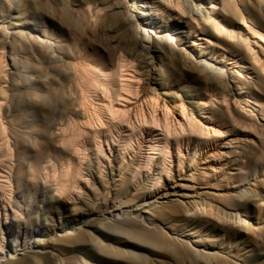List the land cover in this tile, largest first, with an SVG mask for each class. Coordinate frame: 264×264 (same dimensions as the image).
<instances>
[{"label": "rangeland", "instance_id": "obj_1", "mask_svg": "<svg viewBox=\"0 0 264 264\" xmlns=\"http://www.w3.org/2000/svg\"><path fill=\"white\" fill-rule=\"evenodd\" d=\"M153 2L0 0V165L10 176L0 179L10 200L0 205V264H264V87L240 85L250 75L238 60L246 40L264 62V0H162L176 17ZM120 75L131 78V102L165 92L168 108L183 102L202 122L211 112L217 143L239 150L199 157L198 136L172 123L171 139L184 140L183 191L200 193L185 203L161 198L172 179L148 159L178 168L173 141L168 153L144 142L142 116L162 118L161 101L123 107ZM203 101L213 109H199ZM129 120L131 140L119 126ZM102 133L112 167L97 153ZM125 232L150 233L172 252L157 255Z\"/></svg>", "mask_w": 264, "mask_h": 264}, {"label": "bare ground", "instance_id": "obj_2", "mask_svg": "<svg viewBox=\"0 0 264 264\" xmlns=\"http://www.w3.org/2000/svg\"><path fill=\"white\" fill-rule=\"evenodd\" d=\"M156 1V2H155ZM173 1V0H172ZM199 2L203 3L204 0H198ZM261 1V0H260ZM156 6V10L158 12L162 11L164 12V10H162L163 8H161V6H164V8L166 9H170V10H173L174 12V17L176 16H179V13L180 15H183L181 14V12L177 11L176 9H173V4H164L162 2V0H154L153 2ZM224 3V2H223ZM232 4V2H231ZM230 4V5H231ZM178 5V4H177ZM227 6V5H226ZM235 6V5H234ZM180 7V6H179ZM228 7V6H227ZM151 9V8H150ZM223 9V8H222ZM230 9V8H229ZM151 10H154L151 9ZM235 10V9H234ZM176 12V13H175ZM178 12V13H177ZM183 12V11H182ZM185 12V10H184ZM219 12V11H218ZM189 13H193L191 10H189ZM195 14L198 15V17L200 16V18H205V15L202 13L201 10H196V12H194ZM211 13V12H210ZM230 13V12H229ZM214 14V13H213ZM241 15V14H240ZM191 16V15H190ZM194 16V15H193ZM172 17V16H171ZM181 17V16H180ZM194 20V19H193ZM195 21V20H194ZM258 21V20H257ZM188 22V21H187ZM197 23V22H196ZM217 23V22H216ZM199 27V26H197ZM216 27V26H215ZM190 29H192L193 27H189ZM214 28V27H213ZM217 29V28H216ZM215 29V30H216ZM184 30H181L180 33H182V35L180 37H184L185 39H188L189 38V34L183 32ZM218 32V31H217ZM225 33V32H224ZM230 33V32H229ZM215 34V33H214ZM195 36V35H194ZM231 37V36H230ZM228 38V37H227ZM241 39V38H240ZM247 39V38H245ZM198 40H201V39H198ZM248 40V39H247ZM241 42V41H240ZM244 42V41H243ZM231 43V42H230ZM194 45H198V42H194L193 43ZM252 44H255L252 43ZM239 53V52H238ZM241 54V53H240ZM241 57H239L238 60H241L240 63H242V66L240 69H242V71L244 70L246 72V75H250L249 77H246L247 81H244V80H241L239 81L240 82V85L241 86H245L246 89H249L251 86H257L259 85L260 87H264V62H260V58L257 57L256 55V51L254 50V48H252L250 46V43L246 40H245V44L243 43V53L240 55ZM260 59V60H259ZM262 61V60H261ZM264 61V60H263ZM206 62V61H205ZM235 64L237 62V60H234ZM246 62V63H245ZM247 62H248V65H247ZM117 67V66H116ZM224 73V72H223ZM119 76V75H118ZM132 78H134L132 76ZM119 79V78H118ZM226 79V78H225ZM245 79V78H244ZM106 80V79H105ZM131 78L128 77L127 75H120V81L121 82V87H123L122 89L118 90L116 95L118 97V100L119 101H122V104L123 102L124 103H127V104H135L137 102H141V103H146L147 104V107H148V103H150V106H152L151 104H153V107H154V101L155 100H158V101H161V113L163 115L162 118H159L158 119V116L156 117V112L154 110V114L151 115V114H144L142 116V120H143V123L145 124L144 127H145V131L147 133V136L145 137H148L146 138V140L144 141L146 143V145L150 148H148L149 150H158L160 152H167L169 151V148H170V144L171 142L172 143H175V145L177 146V151H178V157L176 158V161L178 163V168L177 169H171V167H169V169L166 170V167L165 169L163 168V166L165 165L166 163V159L165 157H156V155H150L148 157V159H150V161H154V163L157 165L156 168L153 170L152 173H155L154 175H158V178H162L163 174L164 173H167L168 176L170 177V179H172V182H169L168 185H166V192L161 195V198L162 199H168V201H180L182 203H185V199L187 198H191L193 196H197L198 194H200L199 192H195V194H187L186 192L183 191V189H185L187 186L189 187V185H185L183 184V182L181 180H184L186 179V172H187V168L184 169L182 167V159H181V147H182V138H180V136H177V135H174V138L171 139V136L173 135V131H172V123H175L176 125H178L179 129L185 133V132H189L190 134H196V136H198L195 140V142H197V145H200L202 146V149L203 151L201 153H199V157L201 155H203L202 153H204V155H213L214 157L215 156H218V155H228V154H234V153H239V150H230L229 152L224 150L227 146H230L231 143H226L224 144L223 142L221 144H218V140L219 138L222 136L223 132L222 130H218L215 128V119L213 117H211V112L210 113H206V115H202V119L204 118V122H202L201 120L197 119V118H192L189 116V114H187V110H185L186 108H184V105H183V102L179 103V104H175L173 105L171 108H168V106H166L164 104V102H166V98L165 96L167 95L165 92L163 93H160L161 94V97L160 99L157 97L156 99V96H155V100H153V98H150V99H146L144 98L143 99V95L142 94H136L135 96V102H131L130 100V90L128 89L129 86H130V81ZM137 81V80H136ZM134 82V81H133ZM133 85V84H132ZM134 86V85H133ZM242 88V87H241ZM131 89V88H130ZM252 90V89H251ZM132 91V89H131ZM107 92V91H106ZM132 93V92H131ZM159 93V92H158ZM157 93V94H158ZM247 93V91H246ZM251 95V94H250ZM109 96V95H108ZM158 96V95H157ZM116 97V98H117ZM227 96L224 94L222 95V104L223 105H226V108L228 110V113H230L229 111V103H228V100L226 98ZM235 97V96H234ZM238 97H242V92H239L238 93ZM243 100V98H240ZM182 100V99H181ZM204 102V101H203ZM104 103V102H103ZM112 103V102H111ZM156 103V102H155ZM160 103V102H159ZM158 103V104H159ZM211 102H204V103H201L199 104L197 107L201 110L203 109H206V107H208L207 109L208 110H212L213 108L211 107ZM102 104V103H101ZM193 104V103H192ZM213 104V103H212ZM105 105V103H104ZM111 105V104H110ZM107 106V105H106ZM125 105L123 104V107ZM157 106V104H156ZM160 106V105H159ZM110 112L113 114L112 117L114 116V113H117V110L118 109L111 105V107H108ZM128 108V107H127ZM133 108V107H132ZM131 106L129 109H127L128 111L132 110ZM152 108V107H151ZM155 108V107H154ZM157 108V107H156ZM243 109V108H242ZM124 110V108H123ZM244 110V109H243ZM119 111V110H118ZM121 111V109H120ZM251 115H253L256 120H259L256 115L254 114V111L251 110L250 113ZM244 115V114H243ZM224 118V117H223ZM150 120V121H149ZM232 121V120H231ZM149 122H151L153 124L151 125H147L149 124ZM123 123H125L123 121ZM142 123V124H143ZM234 123V122H233ZM226 125V124H225ZM236 125V124H235ZM120 128L122 129L121 132L124 131V134L127 135V137L131 140V138L136 135L135 134V127H134V124L129 120L127 123L125 124H119ZM173 127H174V124H173ZM236 127V126H235ZM116 128V127H115ZM120 130V129H119ZM174 132L176 129H173ZM160 131V132H159ZM162 131V132H161ZM120 132V131H119ZM94 133V132H93ZM177 133V132H175ZM143 134V133H142ZM256 134V133H255ZM226 135V134H224ZM91 136V135H90ZM102 136H103V139L102 141L98 140L96 142V148H97V153H98V156H101L102 158H104V160L107 161L108 163V166L112 167V164H111V159L110 156L113 155V152H115L113 150V147H112V144H110V135L108 134H104L102 133ZM143 136V135H142ZM259 136V135H258ZM89 137V136H88ZM100 138V136H99ZM191 138V137H190ZM190 138L186 140V149L188 150V147L190 145L189 141H190ZM96 139V138H95ZM221 139V138H220ZM128 140V139H127ZM112 141V140H111ZM125 141V140H124ZM184 141V140H183ZM249 141L251 143H255V140L254 138H249ZM102 142V143H101ZM103 142L105 143L106 147L103 146ZM192 142V141H191ZM185 145V144H184ZM263 145V144H262ZM9 146V145H8ZM9 149V148H8ZM79 150V149H78ZM197 150V148H196ZM261 150V149H260ZM108 152V154H107ZM152 152V151H151ZM119 154V153H118ZM150 154H156L155 151L154 153H150ZM160 154V153H159ZM197 152L194 151V155H196ZM117 156V155H116ZM194 157V156H193ZM211 157V156H210ZM221 157V156H220ZM195 158V157H194ZM4 159V158H3ZM3 159H0L3 160ZM113 159H115L117 161V157H113ZM112 159V160H113ZM147 159V160H148ZM174 159V158H173ZM119 160V159H118ZM123 160H124V157H123ZM170 161V160H169ZM172 161V160H171ZM105 162V161H104ZM123 162V161H122ZM174 162H175V159H174ZM1 163V162H0ZM11 163V162H10ZM103 163V162H102ZM121 163V162H120ZM147 163V162H146ZM152 163V164H154ZM172 163V162H171ZM6 164V163H5ZM4 164V165H5ZM104 164V163H103ZM122 164V163H121ZM4 165H3V162H2V165H0V179L1 178H5L7 181L6 182H9L8 180L10 179V176L9 174L8 175H5L4 173H6L3 169H4ZM10 166V164H8ZM147 165V164H146ZM181 165V166H180ZM7 166V165H6ZM8 166V167H9ZM167 166V165H166ZM171 166V165H169ZM184 166V165H183ZM186 166V165H185ZM7 167V168H8ZM168 167V166H167ZM6 168V167H5ZM141 167L138 168V170L140 169ZM154 168V167H153ZM9 169V168H8ZM145 169V168H144ZM189 169V168H188ZM10 170V169H9ZM136 170V169H135ZM12 171V170H11ZM10 171V172H11ZM9 172V171H8ZM137 171H135V175H138L136 174ZM147 172V171H146ZM151 173V172H149ZM205 173H208L209 172H205ZM11 174V173H10ZM101 174V173H100ZM112 174H113V171H112ZM148 174V173H147ZM166 174V175H167ZM204 174V173H203ZM151 175V174H150ZM152 174V176H154ZM150 177V176H149ZM2 179V180H3ZM154 179V178H153ZM157 179V178H156ZM155 179V180H156ZM169 179V178H168ZM176 179V180H174ZM1 180V181H2ZM5 181V180H4ZM5 182V183H6ZM1 183V182H0ZM10 183V182H9ZM3 184V183H2ZM0 184V186L2 185ZM6 187L3 186V187H0V205H3V208L5 210L6 206L5 204H10V200L7 199V192L5 189ZM201 192V191H200ZM171 197H175V199L171 198ZM176 197H179V198H176ZM38 203V202H37ZM170 204V203H169ZM164 206V205H163ZM173 206V205H172ZM178 206V205H177ZM202 206V205H201ZM176 207V206H175ZM204 211V210H203ZM206 211V210H205ZM211 211V210H210ZM188 212V211H187ZM189 213V212H188ZM205 214V213H204ZM17 215V214H16ZM14 216H15V213H14ZM7 221H5V224H6ZM2 229L0 227V233ZM122 232V231H121ZM146 232V231H145ZM125 236L128 237V239H131L133 241H136V242H139L141 243L142 245L141 246H144V247H150L148 249H151V251L153 253H156L157 255L158 254H163V255H166L168 253H171L170 252V248L167 249L168 247H165L166 245H163L161 244V241L158 240L154 235H151L150 233L149 234H145V233H140V234H136V233H132V232H125L123 233ZM157 234V233H156ZM185 235V234H184ZM83 236V235H82ZM186 236L189 238V236L191 237V232H189V234H186ZM193 237V236H192ZM172 244V243H171ZM2 249V248H1ZM176 250V248H175ZM7 255V254H6ZM5 254H3V251H0V259L6 257ZM162 255V256H163ZM173 255V254H172ZM128 257V260H129V257H139V256H136V255H130V256H127ZM193 257V256H192ZM145 258V257H144ZM194 258V257H193ZM142 260V259H141Z\"/></svg>", "mask_w": 264, "mask_h": 264}]
</instances>
